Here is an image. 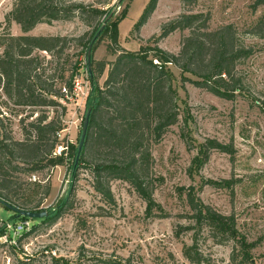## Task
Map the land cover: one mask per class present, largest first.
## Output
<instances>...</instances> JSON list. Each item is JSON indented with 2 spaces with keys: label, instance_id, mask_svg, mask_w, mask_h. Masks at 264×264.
<instances>
[{
  "label": "rangeland",
  "instance_id": "obj_1",
  "mask_svg": "<svg viewBox=\"0 0 264 264\" xmlns=\"http://www.w3.org/2000/svg\"><path fill=\"white\" fill-rule=\"evenodd\" d=\"M14 1L0 0V68L10 35L62 36L75 41L69 42L63 54L57 50L51 56L36 50L29 59L28 66L33 63L39 68L37 75L34 74L36 80L40 78L53 92L32 88L31 94L38 105L26 103L31 81L22 82L25 87L19 88L17 81L6 80L0 69V178L9 175L14 182L3 192L9 194L8 198L0 197V200L16 206L28 201L29 208L47 211L48 216H53L68 196L69 202L54 224L31 222L28 235L20 241L17 238L16 244L3 243L0 264H192L184 248L193 246L196 236L197 248L205 259L201 264H234L233 241L219 243L209 228L195 229L196 221L187 199L191 189L204 205L225 216L236 217L238 233L254 246L251 264H264V26H259L264 19V8L256 5L257 0H194L192 3L160 0L140 31L135 26L150 0H68L107 12L108 18L100 19L106 27H110L111 21L120 20L117 53L113 55L108 49L111 42L108 36L99 42L94 53L97 61L109 64L100 79L102 87L112 65L126 52L145 55L143 48L158 46L179 55L182 41L190 31L177 30L166 38L161 36L166 25L184 14L207 16L212 31L232 26L235 45L252 50V55L235 67L234 75L242 80V85L233 101L196 87L191 81L200 78L169 64L172 85L178 93L179 122L166 131L160 143H155L154 136H145V145L152 156L148 175L159 206L156 217L148 216L147 203L125 181L110 182L114 202H107L94 189L93 168L84 165L74 176L70 156L64 166L28 171L27 153L15 143L35 142V126L40 118H44L43 125L54 122L62 128L44 140L49 145L57 142L56 153L60 147L79 146L93 93L87 70L82 68L78 75L87 84L84 96L72 93L62 99L55 94L65 86L60 69L66 60L67 79L74 64L79 62L84 67L83 46L95 25L89 26L77 17L52 25L40 24L25 34L19 25H9L6 21ZM127 7L128 14L120 19ZM148 59H153L152 53ZM121 86L122 83L114 88ZM46 97L58 105H41ZM118 106L119 103L111 102L102 107L103 121L126 125L117 112ZM213 142L229 146L231 153L215 148L207 152L208 144L211 146ZM100 151L88 158L94 165L109 159ZM14 214L0 203V228Z\"/></svg>",
  "mask_w": 264,
  "mask_h": 264
},
{
  "label": "trees",
  "instance_id": "obj_2",
  "mask_svg": "<svg viewBox=\"0 0 264 264\" xmlns=\"http://www.w3.org/2000/svg\"><path fill=\"white\" fill-rule=\"evenodd\" d=\"M160 0H150L145 11L137 22L135 29L140 31L145 26L157 9ZM184 3H192L194 0H181ZM256 5L264 8V0H257ZM128 14V7L124 10L120 19H124ZM79 17L85 20L88 25H95L94 31L89 40L84 44L83 51L85 56L84 67L77 62L72 66L69 78H66L67 63L65 61L60 69V78L65 82V86L56 93V97L66 96L63 89L66 88L70 94L74 91V82L78 78L82 68L87 70L89 80L92 85L93 93L89 99L87 109H91L90 124L85 140V144L78 157V148L70 147L72 158L71 169L74 176L84 165L93 168L94 189L107 202H114V195L110 186L113 180H121L129 183L136 192L147 203V214L156 217L159 214L157 202L152 190V181L148 175V169L152 160L151 152L145 145V136L148 134L155 137V143H160L166 131L179 122L180 110L178 104V93L172 85V74L168 70L169 64L179 67L184 73H192L200 80L191 81L196 87L206 89L217 97L235 100L241 91L242 80L237 79L234 70L238 62L252 55V50L238 48L234 42L233 27L228 26L216 31L210 30L208 17L202 14H184L179 19L174 20L163 28L162 38H166L171 33L180 31H190V35L182 41L179 55H173L163 51L158 46L143 48L146 54L124 53L116 63L112 65L104 86L100 85V79L104 76L108 63L97 61L94 53L100 41L109 37L110 44L108 49L113 55L117 52L120 41L118 24L120 20L111 21L110 27H106L100 38L96 41L92 51V74L88 72L87 50L96 33L101 28L100 19L108 18L107 12L93 6H85L75 1L68 0H15L12 12L7 16L6 21L9 25L16 23L25 34L33 31L40 24L52 25L54 22L71 21ZM95 24H94V22ZM264 26V19L259 26ZM70 40L62 36H20L9 37V48L1 64V74L6 80L17 81L18 87L24 88L22 82L31 81L27 104L38 105L32 88L40 87L47 93H53L42 84V80L34 76L37 75L38 67L31 62L33 53L38 50L53 55L58 50L63 54L68 49ZM17 51L18 58L14 56ZM149 51V52H147ZM149 53L153 59L149 60ZM154 60L157 63H154ZM39 81V82H38ZM41 83V84H39ZM120 88H114L119 84ZM42 99L41 105H58L55 100ZM67 99V98H66ZM111 102L119 103L117 112L120 117L127 122L126 125L117 126L114 122L106 123L100 117L102 107L111 105ZM124 103L121 104V103ZM123 105V106H122ZM44 118H40L35 126L37 140L35 142H16L15 145L27 153L29 170L31 173L51 167L64 166L68 161L65 152L61 156H55L57 142H44L50 133L57 134L62 128L54 122L44 124ZM81 137L79 139V142ZM58 141V140H57ZM214 145V146H213ZM208 151L211 148L219 149L223 152L231 153L229 146H222L213 142L208 144ZM4 150V147H1ZM104 151L109 159L103 163L93 164L88 160L89 157L97 152ZM11 176L0 178V197L8 198V193L4 195L10 186L14 185ZM40 187V184H36ZM188 202L193 211L196 221V230L209 228L215 239L219 243L233 241L235 250L232 261L234 264H251V254L253 245L247 239L242 238L237 231V220L235 216H225L211 206L204 205L199 201L191 189L188 194ZM3 201V200H0ZM69 202V196L59 206L53 216L42 219H29L19 217L14 214L10 222H40L52 225L63 213ZM10 204V203H9ZM16 208L39 212V209L29 208V202L16 206ZM37 227V225H36ZM37 229V228H35ZM34 229V230H35ZM28 233L23 235L26 236ZM5 235L4 226L0 228V237ZM20 241V239H19ZM198 238L195 237L193 246H186L184 254L192 264H201L204 257L198 248Z\"/></svg>",
  "mask_w": 264,
  "mask_h": 264
},
{
  "label": "water",
  "instance_id": "obj_3",
  "mask_svg": "<svg viewBox=\"0 0 264 264\" xmlns=\"http://www.w3.org/2000/svg\"><path fill=\"white\" fill-rule=\"evenodd\" d=\"M106 24H102L101 28L99 29V31L96 33L95 37L93 38V40L91 41L89 48L87 50V65H88V72L90 74H92V51H93V47L94 44L96 43V41L100 38L101 34L103 33V31L105 30ZM90 117H91V109H89L87 111L85 120H84V124L82 127V134H81V140L78 146V157L80 156L81 150L85 144V140L87 137V133H88V129H89V124H90ZM1 204H3V206L5 208H7L8 210L14 212L15 214H17L19 217H26L29 219H42V218H47L48 217V212L47 211H42V212H30V211H25L19 208H16L12 205H10L7 202L4 201H0Z\"/></svg>",
  "mask_w": 264,
  "mask_h": 264
},
{
  "label": "built area",
  "instance_id": "obj_4",
  "mask_svg": "<svg viewBox=\"0 0 264 264\" xmlns=\"http://www.w3.org/2000/svg\"><path fill=\"white\" fill-rule=\"evenodd\" d=\"M85 86H87V84L83 83L81 81V78L78 77L74 82L73 93H76L78 95L81 94L84 96L85 95V93H84V87ZM63 93L65 94L66 98H69L70 96H72V94H70L66 88L63 89ZM68 151H69L68 146L67 147H60L57 150V153L55 152L54 155L55 156H57V155L61 156L62 153L65 152V156L68 157V155H69ZM3 226L5 229V235L0 237V246L6 242H10V243L13 242L14 244H16L15 240L17 238H18V240L21 239L25 233H28L30 231L31 222L25 221V222H18L15 224L8 222V223L3 224Z\"/></svg>",
  "mask_w": 264,
  "mask_h": 264
}]
</instances>
